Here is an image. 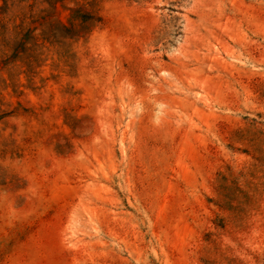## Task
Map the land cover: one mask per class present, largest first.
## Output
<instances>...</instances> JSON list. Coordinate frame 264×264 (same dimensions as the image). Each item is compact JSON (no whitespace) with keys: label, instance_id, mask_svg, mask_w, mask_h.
Listing matches in <instances>:
<instances>
[{"label":"rangeland","instance_id":"rangeland-1","mask_svg":"<svg viewBox=\"0 0 264 264\" xmlns=\"http://www.w3.org/2000/svg\"><path fill=\"white\" fill-rule=\"evenodd\" d=\"M0 264H264V0H0Z\"/></svg>","mask_w":264,"mask_h":264}]
</instances>
